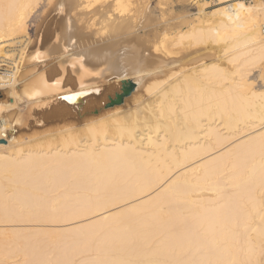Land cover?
<instances>
[{"label": "bare ground", "instance_id": "1", "mask_svg": "<svg viewBox=\"0 0 264 264\" xmlns=\"http://www.w3.org/2000/svg\"><path fill=\"white\" fill-rule=\"evenodd\" d=\"M149 1L0 0V264H264V0H198L224 6L163 37L140 34ZM53 13L49 53L40 36ZM116 35L127 45L113 55ZM202 45L224 55L167 71L175 50ZM105 56L100 75L113 77L91 75ZM143 74L142 110L18 139L43 99Z\"/></svg>", "mask_w": 264, "mask_h": 264}, {"label": "rangeland", "instance_id": "2", "mask_svg": "<svg viewBox=\"0 0 264 264\" xmlns=\"http://www.w3.org/2000/svg\"><path fill=\"white\" fill-rule=\"evenodd\" d=\"M245 1H249V0H245ZM114 3H108V4H114ZM46 5H47L46 3L44 5L42 3L38 9V12H36L37 14L35 13L34 15H32V18H30L31 20L29 19L28 21V23H30L28 24L30 27L29 35L32 41H36L35 39H37L36 32H38L39 30L37 25L40 27L39 23H41L40 22L41 17L43 16L41 14V10L44 7H46ZM223 6L224 5H221L219 3L211 2L202 8L201 3L198 2V0H189L188 2L183 0H150L148 9L147 11H145L146 27L140 31V34H146V35L150 33L153 35L159 34V36L163 37L171 33V31L173 30H178V29L187 30L188 25H192L190 24V22L192 21L196 25H203L205 21H210L209 19L210 16L214 15L216 10L220 9ZM113 10H117V7H114ZM46 11L47 9L45 10V12ZM111 14L112 13L110 12V15ZM57 16L60 18V16L58 14L55 15V13L49 15L47 20L48 22H46L47 26H45L47 29H44V32L42 33V35L44 34L43 37L40 36L41 37L40 43L42 44L41 48L42 49L47 48V50H49V53L53 52L54 50L53 47H55L54 44H57V41H54L52 44L51 41L55 40L53 39V37L55 38L56 35H59V33H61L62 24ZM57 30H59L58 34H56L55 32ZM123 38L125 37L124 36L121 37L117 35L115 37L114 36L112 37L111 42L113 44L112 47L113 55L116 52H119V50L125 48V46L127 45V43L122 41ZM43 41L45 43H43ZM31 44L32 43L30 42V45H28L26 50L30 48ZM159 55L163 56L161 54ZM223 55H224V48L222 45H216V46L202 45L196 48L177 49L175 50L174 53L170 55L169 58L178 59L179 61L173 65L168 66L166 69L167 71L170 69L168 72L173 73L181 68L187 69L196 66L201 62L210 63V62L218 61ZM48 57L50 58V60L48 59L49 61L46 60L48 62V63L46 62L48 64V68H47L48 77H52V78L60 77V73L56 68V64L54 60L55 57L54 56H52V58L51 56ZM163 58L166 59L168 57L163 56ZM113 60H114L113 57L111 60H109L108 56L107 57L105 56L104 59L98 62V65L92 71L91 75L100 76L102 78L113 77L110 76L112 74L109 73L108 71H106L105 75H100V72L106 70V67H108V69L109 67H111L109 66L111 65L109 63ZM155 74L157 75V78H161L163 76V69L160 68L155 70ZM63 80L66 81V77H63ZM111 80H109L110 82H108L109 83L108 86L102 88L101 92H99V94L96 96L82 94V96L78 100L73 102H67L66 100H64V96H65L64 94H57V95H53L52 97L43 99L41 102L38 103V107L33 108L31 113L32 118H30L29 120L30 122L29 126L28 127L25 126L19 129V131L21 132H19L20 134L18 136V139L24 137H31V136L34 137L35 134H36L35 137H38V135L40 136L42 135V133L44 134L47 131L48 133H50L54 130H57V128H63L66 127L67 125H72L73 123H79L81 120L89 118L87 116L90 115L99 116L106 113L107 111L113 112L114 110H117L118 113L121 114L123 112L124 114L125 113L129 114L134 112L135 109L137 111V106L139 111V107L141 109L143 108V106L147 105V103L143 104V106H141L140 104L136 105L138 99L143 95V92H145L144 89H146L144 87L146 80V76L144 74L141 76V80L139 82H135L130 79L128 80L129 82H127L126 85H123L121 81L114 83L115 80L113 79L112 80L113 82ZM256 84L260 85L261 83L259 80H257ZM76 92L79 93V91ZM106 95H109L108 99H112V98L113 99L110 100V102H108L109 103L108 106L104 105L103 107H101L100 103L105 100L104 98L106 97ZM20 107L22 113L29 111L28 106L26 107L24 105H21Z\"/></svg>", "mask_w": 264, "mask_h": 264}, {"label": "built area", "instance_id": "3", "mask_svg": "<svg viewBox=\"0 0 264 264\" xmlns=\"http://www.w3.org/2000/svg\"><path fill=\"white\" fill-rule=\"evenodd\" d=\"M10 137V132L7 130V124L4 119L0 118V144L7 142Z\"/></svg>", "mask_w": 264, "mask_h": 264}]
</instances>
